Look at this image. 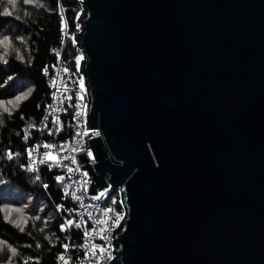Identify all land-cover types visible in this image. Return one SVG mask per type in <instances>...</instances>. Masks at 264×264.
Returning <instances> with one entry per match:
<instances>
[{"label": "water", "instance_id": "1", "mask_svg": "<svg viewBox=\"0 0 264 264\" xmlns=\"http://www.w3.org/2000/svg\"><path fill=\"white\" fill-rule=\"evenodd\" d=\"M80 3L100 135L75 155L120 194L110 264H264V0Z\"/></svg>", "mask_w": 264, "mask_h": 264}, {"label": "trees", "instance_id": "2", "mask_svg": "<svg viewBox=\"0 0 264 264\" xmlns=\"http://www.w3.org/2000/svg\"><path fill=\"white\" fill-rule=\"evenodd\" d=\"M80 8V0H16L15 6L0 0V264H56L63 252L62 264H78L81 256L76 218L55 207L67 201L54 172L41 166L37 176L22 168L48 99L42 70L54 50L78 55ZM113 193L122 212L117 188L104 202ZM67 241L72 249L63 248Z\"/></svg>", "mask_w": 264, "mask_h": 264}, {"label": "built area", "instance_id": "3", "mask_svg": "<svg viewBox=\"0 0 264 264\" xmlns=\"http://www.w3.org/2000/svg\"><path fill=\"white\" fill-rule=\"evenodd\" d=\"M54 52V60L42 70L48 87V99L36 127L37 136L28 145L27 159L22 168L37 176L41 166L54 172L62 196L67 201V204L58 203L55 207L64 216H74L76 227L82 234L78 245L81 251L78 264H110L111 231L118 223H115L111 207H104L103 202L112 186L107 182L94 192H88L90 174L86 168L80 167L85 161L79 163L75 155L85 150L88 157L86 162L93 168L95 158L88 139L100 135L97 127L85 128L87 93L83 75L79 71L82 56L80 51L76 57H63L59 50ZM73 60L75 70L71 66ZM83 178L87 179L85 187ZM68 241L63 245L65 250L73 248ZM64 254L60 255L56 264H62Z\"/></svg>", "mask_w": 264, "mask_h": 264}, {"label": "rangeland", "instance_id": "4", "mask_svg": "<svg viewBox=\"0 0 264 264\" xmlns=\"http://www.w3.org/2000/svg\"><path fill=\"white\" fill-rule=\"evenodd\" d=\"M112 195V194H111ZM116 201H117V199H116V193H113V195L112 196H110L109 198H108V200H106V202H104L103 203V206L104 207H107V206H111L112 207V209H113V213H114V216H115V223H118V221L120 220V218H121V214H122V212H121V210L119 211L118 210V208H117V206H116ZM102 214H100V218H102Z\"/></svg>", "mask_w": 264, "mask_h": 264}, {"label": "snow or ice", "instance_id": "5", "mask_svg": "<svg viewBox=\"0 0 264 264\" xmlns=\"http://www.w3.org/2000/svg\"><path fill=\"white\" fill-rule=\"evenodd\" d=\"M8 2L10 3V4H12L13 6H15V3H16V0H8ZM31 2V0H25V3H30ZM4 14H6V15H11V13L10 12H8L7 10H5V13ZM50 159H54V157H49ZM62 259V258H61Z\"/></svg>", "mask_w": 264, "mask_h": 264}]
</instances>
